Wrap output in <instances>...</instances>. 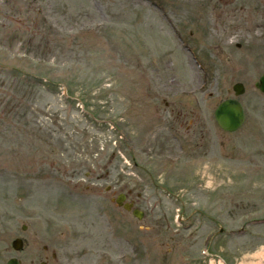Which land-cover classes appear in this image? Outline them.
<instances>
[{"label": "rangeland", "instance_id": "374dc122", "mask_svg": "<svg viewBox=\"0 0 264 264\" xmlns=\"http://www.w3.org/2000/svg\"><path fill=\"white\" fill-rule=\"evenodd\" d=\"M262 74L264 0H0V264H264Z\"/></svg>", "mask_w": 264, "mask_h": 264}, {"label": "water", "instance_id": "95a60500", "mask_svg": "<svg viewBox=\"0 0 264 264\" xmlns=\"http://www.w3.org/2000/svg\"><path fill=\"white\" fill-rule=\"evenodd\" d=\"M256 86L264 92V75L260 78L259 83ZM235 94H241L243 92V87L241 84H235L233 86ZM214 117L218 125L225 131H234L239 128L244 120V113L241 105L237 100L226 99L219 103L214 111ZM137 217H140V212L134 211ZM14 249H20L22 246V241L20 239H15L12 242ZM7 264H17L15 259H9Z\"/></svg>", "mask_w": 264, "mask_h": 264}, {"label": "flooded vegetation", "instance_id": "af4514ba", "mask_svg": "<svg viewBox=\"0 0 264 264\" xmlns=\"http://www.w3.org/2000/svg\"><path fill=\"white\" fill-rule=\"evenodd\" d=\"M130 195H131V191H126V193L124 194L125 200H127V199L129 200L128 197H129ZM53 258H56V255H55V254L53 255ZM42 262L46 263V261H42ZM42 262H41V263H42Z\"/></svg>", "mask_w": 264, "mask_h": 264}, {"label": "bare ground", "instance_id": "6f19581e", "mask_svg": "<svg viewBox=\"0 0 264 264\" xmlns=\"http://www.w3.org/2000/svg\"><path fill=\"white\" fill-rule=\"evenodd\" d=\"M219 264H223L222 262H220Z\"/></svg>", "mask_w": 264, "mask_h": 264}]
</instances>
